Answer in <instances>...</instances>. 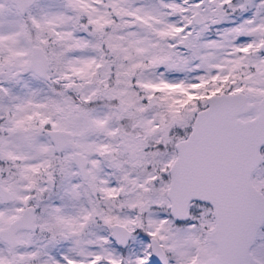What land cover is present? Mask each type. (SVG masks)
Wrapping results in <instances>:
<instances>
[{
  "label": "snow or ice",
  "instance_id": "obj_1",
  "mask_svg": "<svg viewBox=\"0 0 264 264\" xmlns=\"http://www.w3.org/2000/svg\"><path fill=\"white\" fill-rule=\"evenodd\" d=\"M0 264H264V0H0Z\"/></svg>",
  "mask_w": 264,
  "mask_h": 264
}]
</instances>
